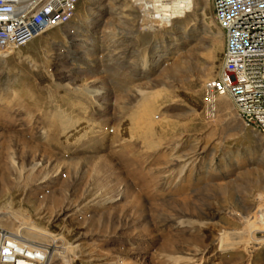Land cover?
<instances>
[{
    "label": "rangeland",
    "instance_id": "1",
    "mask_svg": "<svg viewBox=\"0 0 264 264\" xmlns=\"http://www.w3.org/2000/svg\"><path fill=\"white\" fill-rule=\"evenodd\" d=\"M143 22L132 0H80L2 53L0 230H26L9 213L41 228L20 239L45 264H264V230L245 222L264 200V134L207 101L225 42L213 2ZM139 108L153 118L138 129ZM79 117L82 139L64 137Z\"/></svg>",
    "mask_w": 264,
    "mask_h": 264
},
{
    "label": "built area",
    "instance_id": "2",
    "mask_svg": "<svg viewBox=\"0 0 264 264\" xmlns=\"http://www.w3.org/2000/svg\"><path fill=\"white\" fill-rule=\"evenodd\" d=\"M79 1L0 0V53L11 45L20 48L55 25L69 23ZM212 2L225 42L218 74L206 86L227 97L245 123L264 134V0ZM47 255L42 245L0 235V264H45Z\"/></svg>",
    "mask_w": 264,
    "mask_h": 264
},
{
    "label": "bare ground",
    "instance_id": "3",
    "mask_svg": "<svg viewBox=\"0 0 264 264\" xmlns=\"http://www.w3.org/2000/svg\"><path fill=\"white\" fill-rule=\"evenodd\" d=\"M132 2H134L136 5L139 6L140 11L142 13L141 14L142 15V21H144L143 24H147L148 26H150L151 24H156V25H158L160 27L170 26V25H172L173 20L184 18L188 13L193 11V6H194V0H169V1H161V0H132ZM10 47L12 48L14 46H10ZM14 48L15 49H6V51H8V53L14 52L16 50V47H14ZM3 55L4 54L0 53V56H3ZM210 79H212V75H209L206 78V80H210ZM91 92H93V91H90V90L87 91L88 94L91 93ZM226 98L227 97H224V96L215 97L209 92V95L207 96V101L209 103H211L212 106L216 105V106L223 107L224 104H225V103L223 104V102H224V100ZM144 108L146 109V107H144ZM149 112H147V110H142L140 108L137 109L136 112L133 115V116H135V119H136V121L134 122L135 126L134 125L133 126L135 128L139 129L140 125L142 124V121H139V119H142V118H144L145 120H148L150 118L152 120L153 117L150 116ZM75 121H76V124H75L76 127L73 128L72 124L69 125V123L71 122V120H69V118L64 119L62 121L60 120V122H62L61 123V128H62V131L64 132L63 136L68 138V139L70 137L73 140L74 139L81 140L82 137L84 136V133L87 132V130L89 129L90 125L89 126L87 125L89 123H88V120H86V118H82L81 119L79 117V118H76ZM59 125H60V123L58 124V126ZM142 126H143V124L141 125V127ZM144 127H145V125H144ZM2 213L6 214V213H8V211H3ZM9 215L11 217H13L16 221H18L22 225H24V227L26 228L27 231L24 229V231L15 230L14 232L13 231L12 232L6 231V232L2 233L1 230H0V235L8 234V235L17 236L19 238L20 237L21 238L22 237H33V238H38V239H42V240L45 239L44 236H47V234L45 232H43V230L41 228H39L38 226L32 224L31 221L28 222L24 218H21V216H19L18 213H14V214L9 213ZM245 222H246L247 226H253V227H256L257 229L264 230V200L262 202V205H260V207L254 213V215H252L250 217V220L248 218H246ZM32 228H34V230H31ZM249 230H250V228H249ZM224 235L225 234H222V236H221V241H220L221 245H222V243L224 244V242H225V241L224 242L222 241L223 240L222 238H224ZM72 246L73 247H77L76 244L72 245ZM72 246L69 245L67 247H71L72 248ZM47 256H48L47 257V262H48L49 256H50V251L49 250H48V255ZM187 259H192V257H187Z\"/></svg>",
    "mask_w": 264,
    "mask_h": 264
}]
</instances>
